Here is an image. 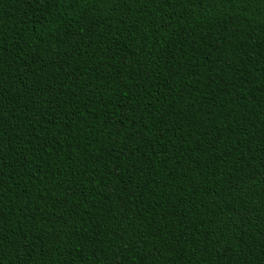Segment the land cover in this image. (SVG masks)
Wrapping results in <instances>:
<instances>
[{
  "label": "trees",
  "instance_id": "trees-1",
  "mask_svg": "<svg viewBox=\"0 0 264 264\" xmlns=\"http://www.w3.org/2000/svg\"><path fill=\"white\" fill-rule=\"evenodd\" d=\"M0 264H264V0H0Z\"/></svg>",
  "mask_w": 264,
  "mask_h": 264
}]
</instances>
